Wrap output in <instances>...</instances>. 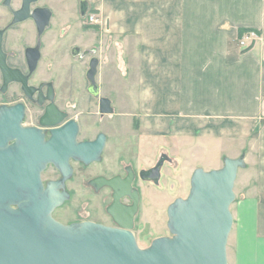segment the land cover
<instances>
[{
  "label": "crops",
  "instance_id": "crops-1",
  "mask_svg": "<svg viewBox=\"0 0 264 264\" xmlns=\"http://www.w3.org/2000/svg\"><path fill=\"white\" fill-rule=\"evenodd\" d=\"M81 1L136 80L123 88L140 132L240 145L234 264H264V0Z\"/></svg>",
  "mask_w": 264,
  "mask_h": 264
},
{
  "label": "water",
  "instance_id": "water-1",
  "mask_svg": "<svg viewBox=\"0 0 264 264\" xmlns=\"http://www.w3.org/2000/svg\"><path fill=\"white\" fill-rule=\"evenodd\" d=\"M38 1L21 0L19 8H14L13 0L3 1L13 15L12 20L0 28L4 88L11 82H21L28 92L32 88L21 70L8 65L4 38L14 25L34 20L39 40L36 46L26 49L33 72L41 58V37L50 27L53 15L48 6H33ZM99 63L97 56L90 59L89 92L100 97V112L110 114L114 112L110 99L100 96ZM51 93L52 99L53 91ZM50 108L57 110L53 104ZM21 116L22 105H19L8 109L0 118V147H4L9 135L15 132L27 135L34 142L28 165L12 163L11 149L0 151V264H229L227 244L234 224L230 207L236 197L234 187L239 169L246 165L244 155L226 157L219 169H195L188 196L178 198L168 208V226L174 236L157 237L150 246L141 248L133 232L140 195L133 187L131 169L125 179L98 176L90 182L97 189L109 186L114 190V203L108 210L119 227L89 221L67 225L52 216L54 208L67 197L60 189L72 173L69 156L86 164L100 160L106 147V135L100 133L93 141L77 142L76 124L71 121L68 126L73 127V131L53 130L52 139L43 144L38 129L20 127ZM42 162L54 163L63 173V179L49 181L46 189L41 179ZM163 164L164 158L146 171L156 182ZM127 195L133 199V205L124 216L123 210L114 211L113 207L122 208L120 199ZM12 201L19 202V209L10 207Z\"/></svg>",
  "mask_w": 264,
  "mask_h": 264
},
{
  "label": "rangeland",
  "instance_id": "rangeland-1",
  "mask_svg": "<svg viewBox=\"0 0 264 264\" xmlns=\"http://www.w3.org/2000/svg\"><path fill=\"white\" fill-rule=\"evenodd\" d=\"M2 2L0 0V28L6 26L12 18L10 9ZM20 5L21 0H13L14 8ZM33 6H48L54 14L50 27L42 37L44 47L35 81L53 79L62 95L71 92L74 95L80 94L83 111L89 108L92 110V113H83L80 117L85 129L83 137H93L100 130L108 132L109 136L100 160L86 166L78 161L73 162L75 174L67 182V187H64L67 197L54 208L52 216L67 225L87 219L114 226L105 210L111 202V191L108 188L95 191L90 187L89 180L99 174L110 176L124 173V166L127 164L135 169L147 168L162 157L164 164L157 182L136 181L141 200L133 232L141 248L150 246L157 237H173L168 226V208L178 198L188 196L195 169L203 168L208 171L221 168L229 155H244L241 154L240 145L231 142L227 144L225 152L208 151L214 147L209 148L198 140L167 137L162 142L158 135L140 132L135 115L132 117L128 114L130 111L136 112V106L125 105V100L134 99L136 94L130 95L123 88L125 85H135L136 80L123 77L122 69L118 67L121 57L114 56L115 50L110 42H99V22L90 21L89 16L96 15L90 5L86 2L83 4L81 0H40ZM35 40V26L33 20L29 19L8 31L5 47L7 51L14 50L22 56L25 48L34 45ZM77 48L79 51L76 54ZM85 52L89 53L84 54ZM92 56L100 59L97 82L100 84L101 95L105 94L113 99L112 114L96 113L99 110L97 102L86 91L89 85L86 73ZM68 88H73L74 91ZM57 176L51 170H46L42 175L44 181ZM239 178L237 177L234 187L236 197L230 207L233 215ZM233 235L234 224L227 244L229 264H234L235 258Z\"/></svg>",
  "mask_w": 264,
  "mask_h": 264
},
{
  "label": "flooded vegetation",
  "instance_id": "flooded-vegetation-1",
  "mask_svg": "<svg viewBox=\"0 0 264 264\" xmlns=\"http://www.w3.org/2000/svg\"><path fill=\"white\" fill-rule=\"evenodd\" d=\"M53 16L54 14L52 15V17ZM12 18H13V15H12ZM22 23H18L14 25L13 27H11L10 29ZM33 24L36 30L35 43L34 45L27 46L22 56H19L18 54H16L14 50L12 51L6 50L5 44L7 40V33L10 29L5 34L4 50L8 55L7 56L8 65L12 68L21 70L23 75L27 76L28 84L32 88L29 90V92H31V95L29 94L28 90L24 88L21 82H11L8 85H6L4 88V75L0 68V118L2 114L5 113L8 109L22 105V116L19 121L20 127L22 129L24 128L38 129L40 131L39 134L41 136V141L43 144H46L52 139L54 135L53 130L64 129L65 133L73 131L74 130L73 127L68 126V124L72 121L76 124V128H77V131L74 132L75 140L77 142L93 141L98 137L100 133H103L106 135V145H107L109 136H108V132L104 130L97 131L93 137H83V133H85V129H84L83 123L81 122L80 117L83 113H92V110L89 108L86 111H83L82 109L83 102H82V97L80 96V94L74 95V93L71 92L68 95H65V94L62 95L60 93V90L57 86L56 81L53 79H47V80L43 79V80L35 81V76L37 74L41 58L38 62L36 69L33 72H31L30 66L27 60V56H26V49L28 47L36 46L39 40L37 26L34 20H33ZM44 34L42 35V37L44 36ZM42 37H41L42 43H41V48H40L41 57H42V53H43L42 51L44 47ZM86 77H87V73H86ZM68 89L74 91L73 88H68ZM86 89H87L86 91L88 92L90 98H94L97 102L99 110L96 113L104 115L100 112V97H96L92 93L89 92V85ZM52 91H53V97L51 99ZM100 96L109 98L111 101V105L113 107V99L110 96L105 95V94L101 95V93H100ZM52 104L56 106L57 108L56 111L50 108ZM51 112H53V115H51ZM5 149H11L13 151L12 153L14 154V156L11 158L12 163L24 166V165L29 164V157H31L33 154L34 142H33V139L29 138L27 135L15 132L14 134L9 135L7 144H5L4 147H0V151L5 150ZM160 160H162V157L159 159V161L152 164L151 166L147 168H140V169H135L134 166H132L131 164H127L124 166V170H125L124 173H121V174L117 173V174L110 175V176L99 174V175L93 176V178L89 180L90 187L93 188L95 191H99L104 188H108L111 191V202L106 206L105 210L107 214L109 215L110 219L115 224L112 227H119L118 223L113 218V215L108 210V208L112 206L114 203V190L109 186H104L100 189H97L94 185L90 183L91 180L98 176H105L107 178L119 176L122 179H125L129 174L128 169H131L134 174L133 187L138 189L139 191L140 189L136 186L137 180H142L144 182H152V183L155 182L151 178L152 174L146 171L154 168L160 162ZM74 161H78L79 164L85 165V166L92 163L91 162L89 164H86L80 160H76L72 155H70L69 164L72 168V173L69 178L65 179L63 186L60 189L61 192H64V193L67 192V190L64 187H67V182L70 181L75 174L76 168L73 163ZM46 170L48 171L51 170L55 174L57 173L58 176L54 178H49L48 180L44 181L42 175ZM41 179L44 185V189H46L49 181H58L60 179H63V173L54 163L42 162L41 163ZM68 193L71 196V193L70 192ZM139 195H140V200H141L140 191H139ZM120 203L122 205V208L117 209V207H113V209L114 211L123 210L122 213L124 214V216H126L128 214L127 210L129 209V207H132L133 205V199L129 195H127L120 199ZM9 205L11 208L15 210L19 209V202L12 201ZM138 210H139V206H138ZM87 221L102 224L100 222H97L94 220H87V219L82 220L81 222H87ZM135 221H136V215L134 216V225H135Z\"/></svg>",
  "mask_w": 264,
  "mask_h": 264
},
{
  "label": "built area",
  "instance_id": "built-area-1",
  "mask_svg": "<svg viewBox=\"0 0 264 264\" xmlns=\"http://www.w3.org/2000/svg\"><path fill=\"white\" fill-rule=\"evenodd\" d=\"M89 19H90V21H92V22H98V21H99L98 17H97L95 14H91V15L89 16ZM254 33H255V32H254ZM254 33H253V35H254Z\"/></svg>",
  "mask_w": 264,
  "mask_h": 264
},
{
  "label": "trees",
  "instance_id": "trees-1",
  "mask_svg": "<svg viewBox=\"0 0 264 264\" xmlns=\"http://www.w3.org/2000/svg\"><path fill=\"white\" fill-rule=\"evenodd\" d=\"M246 32H247V31H246ZM248 32H249V30H248ZM244 33H245V30H243V31H242V34H241V36H243V35H244Z\"/></svg>",
  "mask_w": 264,
  "mask_h": 264
}]
</instances>
